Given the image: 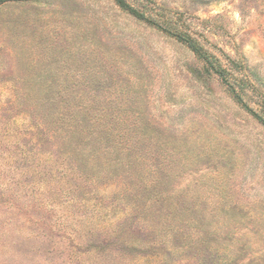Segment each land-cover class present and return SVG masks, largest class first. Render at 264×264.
Segmentation results:
<instances>
[{"label":"rangeland","instance_id":"obj_1","mask_svg":"<svg viewBox=\"0 0 264 264\" xmlns=\"http://www.w3.org/2000/svg\"><path fill=\"white\" fill-rule=\"evenodd\" d=\"M121 1L0 2V264H264V0Z\"/></svg>","mask_w":264,"mask_h":264},{"label":"trees","instance_id":"obj_2","mask_svg":"<svg viewBox=\"0 0 264 264\" xmlns=\"http://www.w3.org/2000/svg\"><path fill=\"white\" fill-rule=\"evenodd\" d=\"M6 1H13V0H0V2H6ZM125 1H121V4L124 5L125 7L128 8L129 11H131L135 17L141 18V19H147V17L145 16L144 12L139 11L138 9H136L135 7H131L130 5L124 3ZM232 87V84L230 85ZM240 101H242V97H238ZM249 111L253 114V116L262 124L264 125V107L260 110L257 111L249 106H246Z\"/></svg>","mask_w":264,"mask_h":264}]
</instances>
